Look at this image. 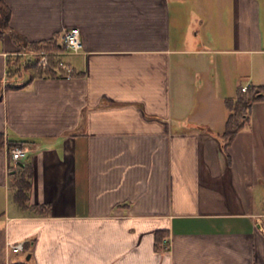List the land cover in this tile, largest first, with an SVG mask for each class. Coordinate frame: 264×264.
Instances as JSON below:
<instances>
[{
    "label": "crops",
    "instance_id": "obj_1",
    "mask_svg": "<svg viewBox=\"0 0 264 264\" xmlns=\"http://www.w3.org/2000/svg\"><path fill=\"white\" fill-rule=\"evenodd\" d=\"M5 2L29 41L77 27L83 48L60 54L75 74L9 87L0 37V133L28 148L0 146V264H264V100L218 137L224 98L264 83V0ZM28 162L49 214L10 194Z\"/></svg>",
    "mask_w": 264,
    "mask_h": 264
},
{
    "label": "trees",
    "instance_id": "obj_2",
    "mask_svg": "<svg viewBox=\"0 0 264 264\" xmlns=\"http://www.w3.org/2000/svg\"><path fill=\"white\" fill-rule=\"evenodd\" d=\"M10 7L5 0H0V37L8 34L11 40L17 44L20 50L13 54H8L6 57V75L8 77L9 87H21L34 76H56L60 75L50 66L41 67L37 65L38 55H29L27 52L34 50L49 51V63L56 66L60 60V54L64 49V44L61 41L62 34L56 33L49 39L38 41H29L22 33L12 28L9 24ZM22 71L27 72V78L20 81ZM71 74H75L73 69ZM62 75V74H61ZM242 85L238 84L235 92L231 96L224 98V105L227 109L224 126L221 132L218 133L222 149L227 153L228 145L231 143L236 133L245 126L251 115L252 104L259 100H264V83H249L245 90H242ZM1 95V93H0ZM24 141L5 140V137L0 133V146L7 145L8 149L16 145H23ZM31 164L25 163L18 167L12 175V187L17 203L23 208H30L34 212L49 214L51 212L48 203L30 204L29 203V188L31 186ZM167 235L165 229L157 230L154 234V242L157 248L163 246L164 238ZM15 264H26L25 261H20Z\"/></svg>",
    "mask_w": 264,
    "mask_h": 264
},
{
    "label": "built area",
    "instance_id": "obj_3",
    "mask_svg": "<svg viewBox=\"0 0 264 264\" xmlns=\"http://www.w3.org/2000/svg\"><path fill=\"white\" fill-rule=\"evenodd\" d=\"M61 41L64 44V51L66 52H78L83 48L82 40L80 37V32L77 27H70L66 29L61 36ZM29 55L36 54L38 55L37 59V65L41 67H48L50 66L52 69L57 71L58 73L64 74L65 76L71 75L72 67L62 61L59 60L58 64L56 66H53L49 63V51L46 50H34L27 52ZM247 85H242V90H245ZM28 148L25 145L22 146H14L10 149V158L12 161L17 162L21 159H23L27 154ZM10 248L14 251H19L23 249V243L18 241L15 243H10Z\"/></svg>",
    "mask_w": 264,
    "mask_h": 264
},
{
    "label": "rangeland",
    "instance_id": "obj_4",
    "mask_svg": "<svg viewBox=\"0 0 264 264\" xmlns=\"http://www.w3.org/2000/svg\"><path fill=\"white\" fill-rule=\"evenodd\" d=\"M185 1H186V6L189 5L188 2H191V0H185ZM192 33H194L193 30H192ZM211 41L216 46H219L221 44V42H222V40H220V39H217V40L211 39ZM69 56H70L69 54H62V56H60V57H62L64 60H69L70 59ZM22 72H23L22 75H21L22 77L27 76V72L26 71H22ZM253 190H254V194L256 196L263 197V199H264V187L262 188L261 185L260 186L258 185L255 188H253ZM10 194L14 195L12 192H10Z\"/></svg>",
    "mask_w": 264,
    "mask_h": 264
},
{
    "label": "water",
    "instance_id": "obj_5",
    "mask_svg": "<svg viewBox=\"0 0 264 264\" xmlns=\"http://www.w3.org/2000/svg\"><path fill=\"white\" fill-rule=\"evenodd\" d=\"M27 257H28V255H27Z\"/></svg>",
    "mask_w": 264,
    "mask_h": 264
}]
</instances>
